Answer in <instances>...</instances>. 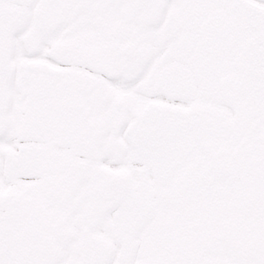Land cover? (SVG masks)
Masks as SVG:
<instances>
[{
  "label": "snow or ice",
  "instance_id": "snow-or-ice-1",
  "mask_svg": "<svg viewBox=\"0 0 264 264\" xmlns=\"http://www.w3.org/2000/svg\"><path fill=\"white\" fill-rule=\"evenodd\" d=\"M0 264H264V0H0Z\"/></svg>",
  "mask_w": 264,
  "mask_h": 264
}]
</instances>
